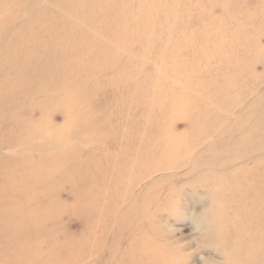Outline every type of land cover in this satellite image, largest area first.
I'll use <instances>...</instances> for the list:
<instances>
[{
    "label": "rangeland",
    "instance_id": "rangeland-1",
    "mask_svg": "<svg viewBox=\"0 0 264 264\" xmlns=\"http://www.w3.org/2000/svg\"><path fill=\"white\" fill-rule=\"evenodd\" d=\"M256 194L264 0H0V264H264Z\"/></svg>",
    "mask_w": 264,
    "mask_h": 264
},
{
    "label": "bare ground",
    "instance_id": "bare-ground-1",
    "mask_svg": "<svg viewBox=\"0 0 264 264\" xmlns=\"http://www.w3.org/2000/svg\"><path fill=\"white\" fill-rule=\"evenodd\" d=\"M169 14H170V12L168 13V17H169ZM122 38L123 39H121V41L125 42L126 41V38H127V34L123 33L122 34ZM88 45L89 44H88L87 40L84 39L78 46H76L75 53H77L79 51H82L81 49L82 48L84 49V47H86ZM163 105H164L163 107H165L164 109H166L169 106V104H166V103H164ZM8 194H9V192H8ZM253 197L254 198H252L251 200H248L247 201V203L249 202V206L244 207V208H242L239 211L240 214H241L240 216L242 217V219H241V217L239 219L238 216H237V220L243 222V226L244 227H248V229H250L251 231L254 232V235L251 233V237H250V234H246L245 237H248L250 239V241L252 242L253 250L252 249H249V251L251 252V254L252 253H255V255H256V252L255 251H257L258 250V247H259V245H258V243H259V236L257 235V230L260 227V225L262 224L261 222L264 220V215H263L264 214L263 213V211H264V200L258 194L254 195ZM241 198H243V197L241 196ZM243 199H245V198H243ZM248 229L244 228V230L246 232L248 231ZM152 255L148 259V261L145 262V264H154V262H157V260L159 258V255L157 253H156L155 256H152ZM257 262L258 261H257V258L255 256V259L253 261V264H258Z\"/></svg>",
    "mask_w": 264,
    "mask_h": 264
}]
</instances>
